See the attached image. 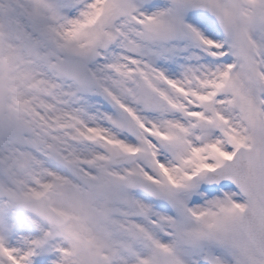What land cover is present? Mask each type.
<instances>
[{
	"label": "snow or ice",
	"instance_id": "snow-or-ice-1",
	"mask_svg": "<svg viewBox=\"0 0 264 264\" xmlns=\"http://www.w3.org/2000/svg\"><path fill=\"white\" fill-rule=\"evenodd\" d=\"M0 264H264V0H0Z\"/></svg>",
	"mask_w": 264,
	"mask_h": 264
}]
</instances>
